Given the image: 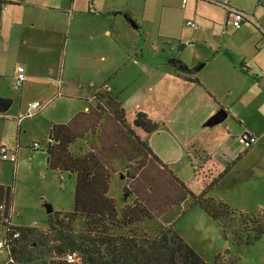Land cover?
Listing matches in <instances>:
<instances>
[{
  "label": "rangeland",
  "instance_id": "rangeland-1",
  "mask_svg": "<svg viewBox=\"0 0 264 264\" xmlns=\"http://www.w3.org/2000/svg\"><path fill=\"white\" fill-rule=\"evenodd\" d=\"M233 3L240 7H231L223 3L224 10L221 9V11L228 13V11L236 10L249 19L252 17L251 20L257 25H261L260 19L264 22V15L260 12L257 1L254 3L252 0H233ZM7 6L0 5V9H4L2 13L0 12V100H10L12 103L5 112L0 111V148L14 152L17 162L14 167L10 162L0 158V185L11 189L10 224L45 230L48 220L47 204L53 211L70 212L73 208L75 188L72 177L65 173L58 175L46 168L47 137H43V134H48L52 118L64 122L62 121L64 112L71 108L66 104L69 101L68 98L63 94L57 96V92L63 93L68 88L90 91L104 84L113 86L117 75L108 69H103L100 73L93 69L88 70L91 60L82 59L79 56L70 59L69 56L63 57L61 53L52 55L43 50L39 51L40 55L30 54L29 51L38 53L37 50H33L34 48L53 46V43L51 39L43 36L39 29L36 39L38 42H43V46L36 44L30 48L29 45H25L21 40L22 34L17 25L18 21L15 22L14 17L5 15ZM242 25L247 24L242 23ZM50 29L42 28L49 31ZM60 32L58 29L57 34L60 35ZM6 44H9L7 49L4 48ZM110 45L108 52L111 55L117 50L113 41ZM101 57L97 64L103 66L104 59ZM151 61L155 63L157 60ZM19 65L28 69L25 73L27 80L19 91H15L13 89L15 68ZM118 77L117 82L127 80L129 84L127 90L122 93L113 91L119 99L120 93L126 97L127 94L129 96L138 90L140 92V97L136 100L139 107L131 106L127 110V121H132L134 113L142 111L153 122H160L162 127L157 132L146 137L140 133L142 140L146 139L157 155L159 153L157 147L169 148L166 153L160 151L158 155L163 165L177 175L193 195L200 194L209 183L228 168L227 156H224L228 152V147L217 154L210 151L212 153H208L207 156V149L202 145L200 138L202 131L213 129L217 124L200 126L201 112H205L207 107L190 101L165 102L167 93L162 86L155 83L140 86L138 76L125 72ZM159 96H161L160 100ZM32 101H38L45 107L35 112L30 118L17 121L20 114L27 113L28 104ZM257 136V141L264 146V134ZM34 142L38 143L39 147L31 151ZM76 147L85 150L86 141L79 142ZM238 147H243L241 138H239ZM248 167L254 169L253 163L245 160L242 167L231 169L209 195L217 201L225 202L238 212L247 213L257 208L264 209V169L260 167L262 168L260 171L254 172ZM144 174L147 178L154 176L153 173L145 171ZM144 174L140 175L136 182H131L125 177L123 164H117L111 180L109 198L118 200L123 186L144 188L146 181ZM149 183L150 180H147V185ZM162 183L165 185L163 181ZM167 185L165 188L169 199L179 200L177 191ZM148 197L156 201L155 197L151 195ZM183 210L184 206L175 207L164 218L141 224L140 230L154 236L157 234L158 226L166 227L167 224H171V229L208 264H214L217 256L220 257L217 264H264V235L252 245H238L231 239L224 240L217 224L197 205L188 207L182 212ZM1 235L0 227V239ZM5 261H7V255L4 250H1L0 264Z\"/></svg>",
  "mask_w": 264,
  "mask_h": 264
},
{
  "label": "crops",
  "instance_id": "crops-1",
  "mask_svg": "<svg viewBox=\"0 0 264 264\" xmlns=\"http://www.w3.org/2000/svg\"><path fill=\"white\" fill-rule=\"evenodd\" d=\"M0 1L8 5L5 15L18 21L25 45L30 48L36 44L43 46V42L36 39L39 29L43 36L51 39L53 46L34 48L38 53L29 51L30 54L40 55L39 51L43 50L52 55L61 53L65 58L79 56L91 60L90 67L86 66L88 70L100 73L108 69L117 75L113 86L102 85L112 91L122 93L127 90V80L117 82L124 72L138 76L140 86L155 83L167 93L165 102L190 101L206 106L205 112H201V127L208 126L210 117L224 109L226 119L200 134L207 156L212 153L210 151L217 154L228 147L224 155L227 156L228 172L222 179L231 169L242 167L245 160L253 163L254 169L248 168L254 172L264 169V146L259 141L248 149L243 143L242 148L238 147L239 138L243 141L246 134L255 138L264 134V22L259 20L261 30L252 23L242 25L239 30L228 26L229 11L223 13L221 9L224 10L223 3L240 7L233 0H92L91 6L88 0ZM252 1L259 3V10L264 15V4L259 0ZM3 11L0 9L1 13ZM126 16L134 21L136 29L131 27ZM187 21L194 22L196 28L187 27ZM45 27L51 28L50 31L42 30ZM112 41L117 52L110 55L108 48ZM100 57L104 59L103 66L97 64ZM148 59L157 61L153 63ZM170 59L190 69L202 63L204 67L196 73L180 74V70L168 62ZM92 91L76 88L65 89L63 93L58 91L57 96L65 95L69 100L66 104L71 108L64 112V122L52 118L50 123H67L76 113L93 106L94 101L89 96ZM121 93L119 100L127 116L131 106L139 107L136 100L140 92L126 97ZM167 149L157 147V152L166 153ZM16 162L11 164L15 167Z\"/></svg>",
  "mask_w": 264,
  "mask_h": 264
},
{
  "label": "trees",
  "instance_id": "trees-1",
  "mask_svg": "<svg viewBox=\"0 0 264 264\" xmlns=\"http://www.w3.org/2000/svg\"><path fill=\"white\" fill-rule=\"evenodd\" d=\"M88 4L91 6L92 0ZM244 22L261 30L252 20ZM89 96L95 106L76 113L65 124L52 123L47 134V170L74 179L72 210L48 214L45 230L13 226L9 214L11 189L0 185L2 250L7 255L3 264H208L171 229V224L158 226L154 236L141 232V224L160 220L178 206H184V212L197 205L217 224L221 237L235 244L249 246L264 235L263 208L238 212L209 195L228 168L200 194L193 195L140 136L157 132L162 127L160 122L139 111L128 123L119 96L107 86L94 89ZM84 141L85 150L76 147ZM117 164H123L125 177L131 182L144 171L154 176L147 178L144 174V188L123 186L118 200L109 198ZM166 184L177 191L179 200L169 199ZM67 254L73 255L72 262H66ZM219 260L217 256L214 264Z\"/></svg>",
  "mask_w": 264,
  "mask_h": 264
},
{
  "label": "built area",
  "instance_id": "built-area-1",
  "mask_svg": "<svg viewBox=\"0 0 264 264\" xmlns=\"http://www.w3.org/2000/svg\"><path fill=\"white\" fill-rule=\"evenodd\" d=\"M260 3L264 4V0H259ZM244 20L250 21L251 19H249L247 16L243 15L242 13H239L237 11H233L229 12L228 14V19L226 24L228 26H230L231 28H233L234 30H239L242 23H245ZM185 25L187 27H191V28H196V25L194 22L192 21H187L185 23ZM26 79V75L24 72L23 67L21 66H17L15 68V79H14V83H13V89L15 91H19L23 85V83L25 82ZM45 107V105H43L42 103L38 102V101H32L28 104L27 107V113L26 114H20L17 121H22L26 118H30L34 115L35 112H38L40 110H42ZM87 111V109H86ZM247 136L245 137V139H243V141L245 142V146L247 145H251L253 143L256 142V139L249 135L246 134ZM39 147L38 143H34L33 144V148L37 149ZM0 158L2 160L8 161L12 164H15L16 162V156L14 152H10L9 150H7L6 148H0ZM5 245V241L3 239H0V251L3 249ZM65 260L66 262H72L73 261V255L72 254H67L65 256Z\"/></svg>",
  "mask_w": 264,
  "mask_h": 264
},
{
  "label": "water",
  "instance_id": "water-1",
  "mask_svg": "<svg viewBox=\"0 0 264 264\" xmlns=\"http://www.w3.org/2000/svg\"><path fill=\"white\" fill-rule=\"evenodd\" d=\"M128 22L131 25V27H133L134 29L137 28L136 25L134 24V21L129 19ZM168 62L170 64H172L173 66L177 67L178 70H180L183 73L184 72L196 73L204 67V63L198 65L197 67L190 69V68L186 67L185 65L178 63V61H176L175 59H170ZM11 103L12 102L10 100H0V111L5 112L9 108ZM226 117H227L226 111L224 109H220L212 117H210V119H209V121H207L206 125L212 126V125H215L216 123L219 124V123L223 122L226 119ZM46 211H47V215H48V214H51L53 212V209L50 205L47 204Z\"/></svg>",
  "mask_w": 264,
  "mask_h": 264
}]
</instances>
